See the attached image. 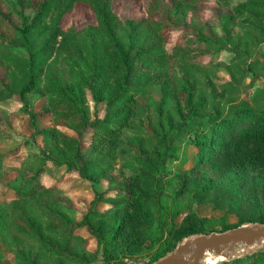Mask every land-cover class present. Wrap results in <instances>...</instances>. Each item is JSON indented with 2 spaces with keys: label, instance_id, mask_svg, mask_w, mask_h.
<instances>
[{
  "label": "trees",
  "instance_id": "1",
  "mask_svg": "<svg viewBox=\"0 0 264 264\" xmlns=\"http://www.w3.org/2000/svg\"><path fill=\"white\" fill-rule=\"evenodd\" d=\"M204 2L147 0L144 17L121 20L112 0H0V103L20 104L9 114L0 111V144L24 116L30 144L38 138L43 145L16 168L4 166L9 152L0 146V184L11 192L9 201L0 202V246L11 264H90L98 251L103 264H136L149 248L154 250L142 264H153L196 234L264 223V90L251 104L223 110L210 79L215 65L198 59L222 51L244 59L264 46V0L235 5L217 0L227 12L221 14L220 35L199 19ZM80 6L88 8L95 24L61 28ZM150 81L161 93L153 103L152 145L138 150V172L114 178V136ZM203 81L207 93L200 90ZM87 92L96 109L103 107L102 117L97 110L91 116ZM29 93L44 97L41 112L33 111ZM46 116L51 127L41 123ZM87 131L108 139L107 149L97 152L94 142L89 150L82 148ZM190 151L194 165L186 169ZM49 163L76 173L94 189L78 223L61 212L69 200L58 185L43 184L45 176L54 178ZM103 181L107 190L98 192ZM162 199H171V211ZM180 201L223 212L220 228L207 231L208 219L191 209L176 224ZM154 209L169 217L159 222ZM92 240L94 253L86 249ZM6 255L0 248V264H8ZM222 264H264V249Z\"/></svg>",
  "mask_w": 264,
  "mask_h": 264
},
{
  "label": "rangeland",
  "instance_id": "2",
  "mask_svg": "<svg viewBox=\"0 0 264 264\" xmlns=\"http://www.w3.org/2000/svg\"><path fill=\"white\" fill-rule=\"evenodd\" d=\"M238 1L241 0H228L229 4L235 5ZM112 9L115 14L121 20H130V19H139L142 16H145L147 9V0H137L135 3L134 0H112ZM220 3H217V0H205L202 6L199 8V19L202 23H206L207 27L213 30L217 35L222 33L220 25L222 22L221 14L225 13L226 10L219 7ZM227 13V12H226ZM187 18V22H188ZM94 17L90 13L87 7L80 6L76 7L72 14L64 18L61 28L66 29L70 26L81 29L84 26L94 25ZM179 36V32L173 33V39L175 40ZM170 48V45H167ZM15 54L21 55L19 51H15ZM199 62L203 65H208L212 59L213 75L210 79L214 85V92L217 94L216 99L223 104V110L227 111V108L239 106L243 103L251 104V101L255 96L264 90V46L251 51L244 59L233 58L232 53L222 51L218 54L213 55L212 58L207 56H200ZM200 90L204 93L210 91L207 88L206 83L203 81L199 83ZM219 86H224L222 90L219 89ZM145 94H139L136 97L134 103L128 106V111L131 117L128 119L127 123L124 125L123 129L114 136V143L117 145V159L114 164L115 167V177L123 172L125 175H133L139 169V164L141 163L140 158H138V150L141 145L150 147L152 145L150 139H148L149 130L156 128L157 118L153 111L154 102H158L161 97L159 88L150 81L147 84L145 89ZM27 98L34 103V112H41V109L44 108L45 99L40 95V93H29ZM88 104L90 106L91 116L92 113L96 110L99 113V116L102 117L103 107L100 106L98 109L95 108L91 95L87 92ZM261 103V101H260ZM20 104L15 100H9L6 102L0 103V111H3L5 114L19 110ZM93 117V116H92ZM42 125L51 127L52 121L51 118L46 116L41 122ZM62 131L68 135H73L71 132L62 129ZM31 129L28 124V118L24 116H18L13 122V131L9 134V137H5V143L0 144L1 150H8L7 158L4 161V166L9 168H16L19 163L26 158L29 154H37L39 148H43V145L40 139L36 138L34 145H31L30 140ZM93 137L91 131H87L83 137L80 139V144L84 149H90L94 142L96 151L99 149L106 150L108 139L101 138L100 136ZM26 143H28L26 145ZM15 152V153H14ZM14 153V154H12ZM189 152V163L184 168L189 169L194 165L192 158L193 154ZM49 169L54 173V178L51 176H45L43 184L45 186L58 185L60 190L63 192L64 197L69 200L68 205L61 208L63 215L70 221L78 223L82 220L83 215L90 208V203L92 202L94 189L92 185L86 180L78 177L76 173L68 172L64 167L53 166L49 163ZM13 176V175H12ZM12 176L6 177V179L11 178ZM175 186V183H172V188ZM108 187V182L103 181L96 190L98 192H106ZM167 196L171 194V188L168 187ZM111 193H107L106 196H111ZM11 199V192L7 191L3 183L0 184V202L9 201ZM171 199H162V205L167 210L170 208ZM178 208H181L182 214L174 220L176 224L184 217L189 209L197 212L199 216L206 217V230H216L220 228V220L223 216L221 211H213L210 206H201L199 204L191 206L186 201H180L176 203ZM106 205H100L101 210H105ZM187 210V211H186ZM155 214L159 218V222H163L165 218H168L164 214L163 210L154 209ZM233 219H229L231 222ZM1 251L6 255L4 246H0ZM97 248L95 241H90L87 245L88 252H95ZM264 249V245L259 249L252 250L257 252ZM154 249H145V252L142 253L139 262L136 264H142L143 262L148 261V257L151 255ZM250 253V254H252ZM250 254H244L242 257ZM98 260L90 262V264H103L101 262L100 251L97 252ZM8 257V264H11V257ZM240 257V258H242ZM233 260V259H232ZM231 261V260H230ZM228 261V262H230ZM126 264H132L125 261ZM218 263V262H217ZM216 263V264H217ZM224 263V262H222ZM219 263V264H222ZM62 264H68L67 262H62ZM88 264V263H86Z\"/></svg>",
  "mask_w": 264,
  "mask_h": 264
},
{
  "label": "water",
  "instance_id": "3",
  "mask_svg": "<svg viewBox=\"0 0 264 264\" xmlns=\"http://www.w3.org/2000/svg\"><path fill=\"white\" fill-rule=\"evenodd\" d=\"M264 245V223L244 224L222 233L191 236L153 264H205L210 254L221 262L238 259Z\"/></svg>",
  "mask_w": 264,
  "mask_h": 264
},
{
  "label": "bare ground",
  "instance_id": "4",
  "mask_svg": "<svg viewBox=\"0 0 264 264\" xmlns=\"http://www.w3.org/2000/svg\"><path fill=\"white\" fill-rule=\"evenodd\" d=\"M218 262V263H217ZM221 262V259H217L216 257L210 255V254H207L206 257H205V264H219Z\"/></svg>",
  "mask_w": 264,
  "mask_h": 264
}]
</instances>
